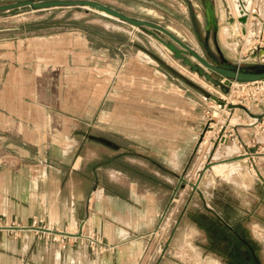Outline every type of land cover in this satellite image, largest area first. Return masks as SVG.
Returning <instances> with one entry per match:
<instances>
[{"label": "crops", "instance_id": "obj_1", "mask_svg": "<svg viewBox=\"0 0 264 264\" xmlns=\"http://www.w3.org/2000/svg\"><path fill=\"white\" fill-rule=\"evenodd\" d=\"M34 39L41 41L0 40V264H136L163 215L177 214L176 197L183 199L174 234L180 225L191 227L216 252L227 237L234 241L242 232L238 224L256 217L264 205L257 173L264 179V169L251 151L260 144L262 121L249 117V123L230 125V147L221 142L200 156L201 100L192 93L179 100L177 79L156 70L150 74L163 78L166 92L146 103L139 91L137 100L119 103L127 111L122 117L115 116L113 102L102 100L103 93L88 102L46 101L43 78L49 71L40 61L43 52L28 48ZM65 58L61 76L82 73L81 64L73 67ZM236 190L249 201L239 210L234 202L242 194ZM34 220L83 238L10 229L30 228ZM92 237L104 248L92 245Z\"/></svg>", "mask_w": 264, "mask_h": 264}, {"label": "rangeland", "instance_id": "obj_2", "mask_svg": "<svg viewBox=\"0 0 264 264\" xmlns=\"http://www.w3.org/2000/svg\"><path fill=\"white\" fill-rule=\"evenodd\" d=\"M15 1L20 0H0V4ZM70 1L97 2L130 18L160 25L171 33H175V36L202 55V49L193 34L188 7L183 0ZM189 1L193 7L199 33L204 39V6L201 0ZM207 1L213 8L217 20L219 27L217 42L224 57L233 64L264 63V54L260 53L264 48L254 49L258 41L257 37L261 34L264 35V0H251V6L244 9L248 15L246 27L238 23L240 14L237 12V0ZM252 9L256 11V14L250 15ZM248 23H250L249 27ZM245 28L246 30H244ZM156 35L163 41H168L167 37L158 33ZM31 36L41 38V41L38 39H34L32 43L30 41L28 48L32 49L35 55H41L43 52L45 60L40 61H45L42 63L43 67L49 71L47 77L43 78V81L48 85V92L45 94L46 101L57 103L65 98L69 102L80 100L88 102L91 101L92 95L97 93L98 96H101L103 93L102 100L113 102L115 116L122 117L127 111L120 108L122 106L119 103L137 100L139 91L145 92L146 103L154 101L153 96L166 92L163 89V78L157 79L152 77L153 74H150L151 71L156 70L163 73L168 79H177L173 82L176 83L178 97H183L178 98L179 100H185L191 93L201 100L203 105L201 112L205 125L197 144V154L200 156H208L214 151L215 146L220 144L215 142L220 131L225 132L231 128L230 125L236 123H249L247 120L249 117L243 111L237 110L233 116L231 110L214 102L210 96L224 102L221 100L224 95L220 89L199 78L180 61L175 60L173 55L156 38L143 29L134 28L109 16L105 18L99 12L83 7L44 11L24 8L0 13V40H24ZM262 44L264 45V42ZM209 45L213 49L211 38ZM21 48H25L22 43H20L19 49ZM258 52L260 60L257 57ZM64 57L70 59L73 67L81 64L83 66L82 73L77 76L74 74L66 77L61 76L58 69L62 65ZM169 70L177 74V77H174L175 75ZM144 71L145 76H143ZM262 93L249 104L235 106H244L251 114L262 115L264 114V92ZM67 112L87 114L90 111L71 109ZM239 116L242 119L238 120ZM261 123L262 125L257 129L260 144L251 151V154L257 153L255 156L259 158L256 159L257 165L264 169V119ZM225 141L227 142V140ZM250 169L252 175L255 176L254 171L256 170ZM240 189L245 192L249 190L245 187ZM236 192L239 195L242 194L237 196L234 202L236 205L234 209L239 210L237 205L243 207L249 201L244 193L237 190ZM252 192L258 197L262 196V193ZM181 193L183 192L181 191ZM182 199L183 196L175 198L177 203L173 202V207H175L173 211L178 208L177 214L172 217L171 213L163 216L157 234L149 240L136 264H232L233 255H230L228 250L233 241L228 237L226 251L218 253L215 249L210 250L208 248L211 247L210 241L199 238L200 234L191 227L187 231L180 225L179 232L174 234L179 226L177 221L181 214ZM223 215L226 216L225 218H229L227 211ZM238 225V228L240 225L242 227V232H238L241 234L239 243L250 249L255 264H264V205L256 217L249 218ZM247 250L243 247L240 252L236 251V256L243 261L242 263L248 261Z\"/></svg>", "mask_w": 264, "mask_h": 264}, {"label": "water", "instance_id": "obj_3", "mask_svg": "<svg viewBox=\"0 0 264 264\" xmlns=\"http://www.w3.org/2000/svg\"><path fill=\"white\" fill-rule=\"evenodd\" d=\"M185 1L189 13L192 24V30L197 41L198 45H200L202 49V55H200L197 51L191 48L189 45L185 44L181 39L175 36L166 28L143 20H137L134 18H130L111 7L106 5L93 2V1H70V0H20L15 2H9L0 5V13L12 12L24 8H30L33 11H44L51 10L57 8H71V7H87L91 10H95L97 12L105 13L119 21L126 23L134 28L143 29L149 35L156 38L174 57L175 60L181 62V64L187 67L192 73L196 74L199 78L204 79L206 82L211 83L215 88L220 89L223 95H228L230 90L231 83L237 84H249L255 82H263L264 81V64L257 62L252 65H241V64H233L229 62L224 55L222 54L218 42V24L214 15L213 8L209 4L207 0H201L204 9H205V27H204V39L201 37L199 33V29L196 24V18L193 14V7L189 0ZM247 22V21H246ZM245 22V24H246ZM161 36H165L168 38V41H163L159 38L156 33ZM211 38L213 49H211L209 45V39ZM264 54V49L261 50ZM254 56V55H253ZM258 60H260V54H257ZM193 87H195L192 84ZM210 98L221 105L222 107H226L228 110H240L246 113L250 118L256 120V122L260 123L264 119V114L262 115H253L249 112V110L244 106H235V105H226L224 102L210 96ZM212 167V163H209L203 168V171H207ZM259 179L264 184V179L257 173ZM180 182L187 183L183 178L180 179ZM192 186V185H191ZM195 190L197 186H192ZM1 229V228H0ZM13 230L20 229H29V228H10ZM34 228H31L33 230ZM45 232H51L60 234L67 237H82L81 234L70 235L61 232H53L44 230Z\"/></svg>", "mask_w": 264, "mask_h": 264}, {"label": "built area", "instance_id": "obj_4", "mask_svg": "<svg viewBox=\"0 0 264 264\" xmlns=\"http://www.w3.org/2000/svg\"><path fill=\"white\" fill-rule=\"evenodd\" d=\"M252 12V13H251ZM250 12V15H254L255 14V10L252 9V11ZM244 35V33H243ZM257 43L255 44L254 49H262L264 48V45L262 44L264 42V35L261 34L257 37ZM263 62V61H262ZM264 64V63H263ZM262 92H264V81L263 82H255V83H249V84H237V83H231L230 85V90H229V94L228 95H224V97H222V101H224V103L226 105H232V104H244V103H251L258 95L263 94ZM234 101H231L233 100ZM237 102V103H236ZM255 102V101H254ZM226 108V107H224ZM232 136V134L227 135L225 132H219L217 135V138L215 139L216 143H221L224 140H229L230 137ZM174 203H177V201L174 199L173 200ZM164 216V215H163ZM163 220V217H162ZM1 229H4L2 227H0ZM31 228H34L32 231H36L37 234L40 235H46V234H54L51 232H45L44 230H48V231H53L50 229H47L44 225L42 221H38V220H34L33 221V225L29 228L31 230ZM54 232V231H53ZM63 236V235H62ZM67 237V236H64ZM73 238H78V237H73ZM80 238H83L80 237ZM91 244L92 245H100L103 247L102 243L100 241H98V239L96 237H92L91 239ZM107 249V248H105ZM99 253H101V249H98Z\"/></svg>", "mask_w": 264, "mask_h": 264}, {"label": "flooded vegetation", "instance_id": "obj_5", "mask_svg": "<svg viewBox=\"0 0 264 264\" xmlns=\"http://www.w3.org/2000/svg\"><path fill=\"white\" fill-rule=\"evenodd\" d=\"M238 237V238H237ZM237 237L234 238V241H233V244L230 243V249L228 250V253L230 255H233V258H232V264H255L252 260V256H251V252L249 251L250 249L247 248V246H242L241 243H239V238L241 237V234L240 233H237ZM236 239H237V243H236ZM244 247L245 250H247L248 254H249V257H248V261L246 263H242L243 261L236 256V251L238 250L239 252L241 251V249ZM226 251V241L225 243H222V245H220V252L224 253ZM219 253V251H218Z\"/></svg>", "mask_w": 264, "mask_h": 264}, {"label": "bare ground", "instance_id": "obj_6", "mask_svg": "<svg viewBox=\"0 0 264 264\" xmlns=\"http://www.w3.org/2000/svg\"><path fill=\"white\" fill-rule=\"evenodd\" d=\"M237 4H238V8H237V12L240 14V18H239V20H238V23L239 24H241V26H243L244 27V25H245V22L248 20V15H247V13H245V8H248V7H250L251 5V0H237ZM85 9H89V8H87V7H85ZM95 11V10H94ZM231 11H232V9H231ZM252 11V10H251ZM97 12V11H96ZM252 13V12H251ZM99 14L101 15V16H103V17H105V18H107L109 15H106L105 13H102V12H99ZM255 14H256V11H255ZM109 17H111V16H109ZM235 17V16H234ZM111 18H113V17H111ZM113 19H115V18H113ZM256 19V18H255ZM115 20H117V21H119L118 19H115ZM252 20V19H251ZM119 22H121V21H119ZM123 23V22H122ZM252 23V22H251ZM222 99V98H221ZM232 105H238V104H232ZM235 111H237V110H235ZM213 116H215V115H213ZM247 117H249L248 115H246ZM222 145V144H221ZM223 145L226 147V148H229L230 147V144H229V142H226L225 140L223 141ZM222 145V146H223ZM221 147V146H220ZM223 148V147H222ZM225 148V149H226ZM254 171V170H253ZM255 172V171H254ZM197 183V182H196Z\"/></svg>", "mask_w": 264, "mask_h": 264}]
</instances>
